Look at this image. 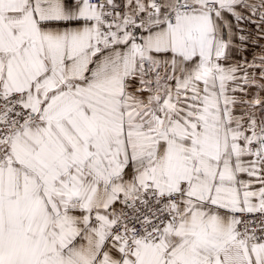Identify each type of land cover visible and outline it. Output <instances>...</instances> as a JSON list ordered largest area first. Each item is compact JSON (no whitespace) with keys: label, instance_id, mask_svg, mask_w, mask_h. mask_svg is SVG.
<instances>
[{"label":"snow or ice","instance_id":"snow-or-ice-1","mask_svg":"<svg viewBox=\"0 0 264 264\" xmlns=\"http://www.w3.org/2000/svg\"><path fill=\"white\" fill-rule=\"evenodd\" d=\"M0 264H264V0H0Z\"/></svg>","mask_w":264,"mask_h":264}]
</instances>
